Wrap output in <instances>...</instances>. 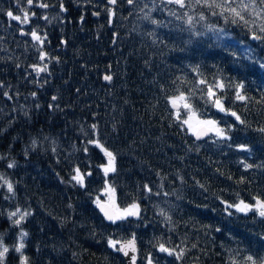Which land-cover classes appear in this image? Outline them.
<instances>
[{
    "label": "trees",
    "instance_id": "1",
    "mask_svg": "<svg viewBox=\"0 0 264 264\" xmlns=\"http://www.w3.org/2000/svg\"><path fill=\"white\" fill-rule=\"evenodd\" d=\"M185 5L175 3L181 16L169 31L147 27L151 40L137 45L135 14L115 23L105 0H0L3 264H22L14 251L22 231L27 264H124L117 243L130 237L136 264H252L249 256L264 264L255 209L264 201V12H243L245 23L203 0ZM9 11L21 19L27 11L29 23ZM150 48L164 51L161 60ZM189 114L224 135L195 139ZM105 150L115 157L107 175ZM77 168L91 173L83 187L72 180ZM106 188L118 209L135 205L136 214L106 219L97 204ZM241 202L253 208L241 212ZM17 209L30 213L18 226L9 216Z\"/></svg>",
    "mask_w": 264,
    "mask_h": 264
},
{
    "label": "snow or ice",
    "instance_id": "2",
    "mask_svg": "<svg viewBox=\"0 0 264 264\" xmlns=\"http://www.w3.org/2000/svg\"><path fill=\"white\" fill-rule=\"evenodd\" d=\"M110 3L115 4L116 0H109ZM127 2L129 4L133 3V0H127ZM34 3V0H27V4L29 6H32ZM168 3H176L178 4L180 7H185V0H168ZM197 4L201 3V0H196ZM234 3V0H223L222 3H218L217 0H211V2H209V0H203V6L208 7V8H219L222 9L221 14H223V11H228L230 12L234 17H238L239 20L244 21L245 23H247L245 16L243 15V12L248 11L249 9L252 10V13H254L256 16H260L262 12H264V8L260 9V11L256 10V3L257 0H250L249 3H244L243 0H239L237 6H232ZM260 4H264V0H259ZM39 7L42 8H47L48 5L44 4V3H40L38 5ZM238 8L240 10H238ZM217 13L213 12V15H216ZM7 15L9 17H11V19L16 20L18 22H20L21 24H27L29 23V13L27 11L23 12V19H21L20 15H14L11 11L7 12ZM32 15L34 16L35 13H32ZM98 15V14H97ZM44 19H47V17L45 16ZM200 19H204L203 15H201ZM233 22L235 23L236 21L233 20ZM152 23H157V21H152ZM188 23L191 24L192 23V17L188 18ZM260 31L264 32V24H262L260 26ZM31 36L33 38V40L38 41L41 45L44 43V40L41 39V36L36 32V31H32ZM254 39H261V37L259 36H254ZM46 56V53H42L40 56V59L43 60ZM35 68V71L37 73L43 72V71H47L46 66L45 67H37V66H33ZM106 80H111L112 77L111 76H105L104 77ZM201 84H206V81L201 80L200 81ZM220 88H223V84H219L217 85ZM238 87L240 89H243V84L238 85ZM208 94L211 95H215V93L212 90L211 86H208ZM33 95H35V93H33ZM236 98L239 100H245L247 99L245 96L241 95L239 92L236 95ZM53 99H55V97H53ZM186 97L183 95V93L180 94V96L175 97L172 99V104L173 107H177V101H186ZM217 106H220V101L216 100L215 101ZM183 106L185 108H189L190 105H188L187 103H184ZM225 109H223V107H221V111H224ZM231 115L235 116L237 120H240V117L236 115L235 112L231 113ZM241 123H243V121H240ZM183 123L185 124H189L188 120H185ZM199 123L201 124H207V125H212L214 127V130L216 131V134L219 136H223L224 135V130L223 129H219V128H215V121H200ZM95 127V125L93 126ZM189 127H191V125L189 124ZM260 131L264 132V128L260 129ZM197 137L199 138V133H196ZM33 144L35 145V142H33ZM243 147V146H241ZM105 154L109 157V161H108V166L105 167L104 171H105V175H107V173L109 171H115V167H114V161H115V157L113 156V154L111 152H108L107 150H105ZM8 167H14L13 163H10L8 165ZM246 167L251 168L252 165H246ZM85 175H91V173H87V174H81L80 170L77 168L76 169V175H74L72 177V180L76 181L77 184H79L80 186H84V176ZM7 185V190L9 192H13V185L9 182V181H5L4 182ZM150 191V189H149ZM98 206L101 207V210L104 212V215L109 219L112 220L113 222L117 219H122L123 217L120 215H112L110 214L107 210H105L103 205H100L99 200L97 201ZM133 207H136L135 205ZM237 209L241 212H246L249 211L253 208L252 205H247L244 204L243 202H241L240 205H236ZM256 211L258 212V214L261 217H264V201H257L256 206H255ZM128 215H135L136 213L128 211L127 212ZM163 214V213H162ZM30 215L29 212L24 211L21 212L20 209H17L14 212L9 213L10 218L12 217H18L17 219H15L13 222L15 225H20V223L25 219L26 216ZM27 236L26 232H21V236H20V240L18 242V244L16 246H14V251L21 253L22 255V264H27V257L23 256L22 250L25 247L24 242H23V237ZM110 245L115 247L116 246V242L115 241H109ZM124 248H131L132 251H135V245H134V241H129V243L127 245H124ZM124 248L118 249V250H124ZM159 250L161 252H166L169 255H173L176 254L173 252V250H170L168 248H166L164 245H160L159 246ZM9 251V248L5 245H3L2 243V238H0V264H3V260L4 257L6 255V253ZM125 255H128L127 251H124ZM182 254V253H181ZM177 258H179L180 254H176ZM249 261H252V264H256L255 260L253 259V257L249 256L247 258ZM132 261L133 264H135V257H132ZM149 264H151V261H149Z\"/></svg>",
    "mask_w": 264,
    "mask_h": 264
},
{
    "label": "water",
    "instance_id": "3",
    "mask_svg": "<svg viewBox=\"0 0 264 264\" xmlns=\"http://www.w3.org/2000/svg\"><path fill=\"white\" fill-rule=\"evenodd\" d=\"M104 81H107L104 79ZM211 130L209 128H206L204 126H201L199 128L196 129V131L194 132V138L197 139V140H200V139H203L205 138L208 134H210ZM196 133H199V138L197 137V134ZM102 205V204H100ZM105 210H107L110 214L113 213L112 211V206L110 204H104L103 205ZM99 208L101 209V207L99 206ZM102 212V215L108 219L105 215H104V212L101 210ZM129 241H134V245H135V251L133 252L131 248H124V245H127L129 243ZM118 249H121V248H124V250H118L120 255L122 256V259H123V262L124 264H133V261H132V257H135V264H136V260H137V246H136V242L134 240L133 237L129 238V239H124L120 242H118ZM124 251H127L128 252V255H125L124 254Z\"/></svg>",
    "mask_w": 264,
    "mask_h": 264
},
{
    "label": "rangeland",
    "instance_id": "4",
    "mask_svg": "<svg viewBox=\"0 0 264 264\" xmlns=\"http://www.w3.org/2000/svg\"><path fill=\"white\" fill-rule=\"evenodd\" d=\"M175 98V97H174ZM173 99V98H172ZM172 102V101H171ZM186 120H188L189 121V124L191 125V127L190 128H195V130L198 128V127H200V126H205V125H207V124H201V123H199L200 121H203V120H200V119H198V118H195L193 115H191V114H189V115H187V117H186ZM188 124V125H189ZM206 127V126H205ZM211 127H212V129H213V131H215L214 130V127L211 125ZM108 161H109V159H108ZM109 189H104L101 193H104L105 191H108ZM104 195H106V199L104 200L105 201V203L106 204H110L111 206H112V208H113V215H120V216H122V217H124V215H127V212L128 211H131V212H133V210L135 209V207H133V206H129V207H126L125 209L123 208V209H118L117 208V206H115V202H114V200H113V198H112V196H110L109 194L107 195V192H105L104 193Z\"/></svg>",
    "mask_w": 264,
    "mask_h": 264
}]
</instances>
